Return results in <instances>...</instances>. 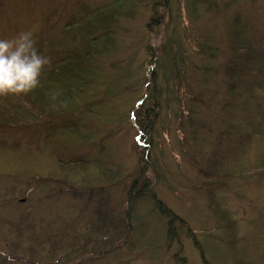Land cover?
Masks as SVG:
<instances>
[{"label":"rangeland","instance_id":"rangeland-1","mask_svg":"<svg viewBox=\"0 0 264 264\" xmlns=\"http://www.w3.org/2000/svg\"><path fill=\"white\" fill-rule=\"evenodd\" d=\"M109 1L0 0V37L31 30L36 42V36L47 25L45 18L52 19L49 28L56 35L65 22ZM159 1L163 0H143L133 7L130 16L121 15L115 23L113 48L103 55L99 68L105 83L96 90L97 98H102L107 89L112 97L106 96L104 104L94 106V111L84 116L89 126H95L93 141L82 143L67 134L50 152L45 136L51 125L39 123L24 132L0 126V143L4 144L0 150V226L10 229L12 224L23 220L24 224L31 217L37 220L47 213L51 214L46 218L57 220L76 216L78 209L72 207L71 197L60 196L56 184H44L51 191L44 202L41 198L47 190L41 195L32 191V186L44 183L39 181L57 176L59 160L82 158L93 163L85 166L87 173L80 170L61 175L65 187L74 180L77 192L85 200L83 217H99L101 211L107 216L109 209L120 214L127 209L125 188L138 172L141 150L136 142L139 128L131 112L145 104L149 72L155 60L148 49L153 47L160 57L156 80L161 109L151 149L154 174L150 171L149 177L157 197L184 219H173L169 225L171 217L161 216L152 197L146 195L132 206L129 237H125V232L119 234L118 228L108 235L95 228L88 233L90 240L85 236V245L78 238H65L64 242L75 249L74 254L67 251V255L81 257L82 264H178L173 256L179 251V255L186 256L187 264H238L237 260H242L241 264H264V175H256V171L264 172V168L256 167L264 153V117L258 129L254 126L258 117H250L264 111V89L259 91L255 86L251 92H243L244 84L264 87L263 66L242 58H247L246 45L254 48L252 42H259L256 48L264 49V0H166L167 5L155 6ZM156 15H161L162 21L151 28L148 22ZM237 33H245L248 40L244 43ZM68 36L71 38V34ZM63 37L68 39L64 34L58 38ZM61 44L71 47L70 43ZM173 63L183 70L179 97L174 92L169 68ZM226 70L234 77L227 76ZM231 86L235 88L231 90ZM64 120L68 122L70 118L64 116L51 124ZM243 121L246 123L242 127L232 128L231 124ZM240 140L243 142L239 144L246 146H240L238 155L235 143ZM228 142L231 151L227 150ZM29 148H37L42 154L35 150L25 152ZM217 153L222 155L221 160L227 159L225 153L239 156L240 160L237 165L221 163ZM111 171L117 172L114 180L110 177L113 181L107 178ZM117 178L122 181L111 189ZM91 190L105 191L106 196L95 201L92 194L91 198L88 195ZM210 192L215 196V205L220 203L223 212L232 215L237 234L242 237L239 243H233V249L224 232L226 227L211 210ZM23 198L26 202L20 205ZM98 199H106L102 209L97 207ZM169 226L175 231L168 237ZM8 231L0 228V238L6 234L13 240ZM105 243L124 247L101 257L100 253L108 247ZM4 245L0 239V248ZM44 245L48 247V243ZM55 245L50 246L54 254L51 262L66 253L61 250L65 244Z\"/></svg>","mask_w":264,"mask_h":264},{"label":"trees","instance_id":"trees-1","mask_svg":"<svg viewBox=\"0 0 264 264\" xmlns=\"http://www.w3.org/2000/svg\"><path fill=\"white\" fill-rule=\"evenodd\" d=\"M142 1L143 0L139 2L138 0H111L86 11L69 23L70 27L65 33L68 39H64L63 37L58 41L55 39L52 41L50 39L48 41L45 36L41 35L35 43V47L39 52L50 58V63L46 65L42 71L39 86L31 92L22 95H0V126L4 127L3 125H5V127L11 128L12 130L17 129L24 132L39 123L44 124V126L46 124L49 126L51 125L45 136L50 152L53 151L57 141H62V139L66 137V134H68L69 138L73 137L82 142L90 141L97 132L93 129L95 126H89L88 123H86L84 116L88 113H92L94 111L93 107H99L105 99L100 97L97 98L99 92L97 93L96 91L100 84L105 83L104 79H101V75L99 74V68L103 65L101 59H103V55H107L113 48L114 42L112 39L114 38L115 23L119 19V16H130L129 12L132 14L133 7ZM161 5L164 6L163 3H161ZM161 21V15L153 16L149 21V27L158 26ZM68 34H71V38ZM63 42L66 44L73 43V46L68 49H62L61 43ZM78 45H81L82 49ZM57 46H59V49H57ZM148 52L154 59L157 57L158 51L156 52L155 48H149ZM255 59L256 58H253V60ZM174 62L176 61L174 60ZM152 64L154 67L149 72L150 79L146 86L147 97L145 99V104L140 105L135 111L137 126L140 130V139L137 145L141 150L139 151L138 172L130 184L125 188L127 190V209L120 212V214L117 212L113 214V210L109 209L107 216L103 215L101 211L99 217L96 214H91L86 218L83 217L82 212L86 205V203H84L85 200H82V195L77 192L76 185L73 183L74 180H71V185L65 187L64 181H61V175L65 176L68 171L77 173V171L79 172L82 170L86 172L84 170L85 166H89L93 163L82 158H75L71 161L64 160L66 163L59 160V172L56 174L57 176H51L49 182L59 187L60 196L66 195L71 197L72 207L78 209L75 213L76 216H69V219L66 217L67 219L62 218V220H57L54 219L55 217L46 218L47 215L51 214L47 213L43 214L37 220L31 217V219L26 220L24 224H22L24 220L16 225L12 224L10 225V229L8 226H0V228H7L9 230L8 232L11 235L13 234V240L7 238L6 234L4 238H0L5 241V245L0 248V264H82L83 259H81V257L72 258L74 256L67 255V251H72L70 253L74 254L75 249L73 245L68 246L67 243L64 242L66 241L65 238H78L85 245V236H87L86 239L89 237L90 240L92 236H89L88 233L95 228L104 230L107 235L112 229L117 230L118 228L119 234L125 232V237H129L132 233V206L136 200L146 195L152 197V203L161 216L165 218L171 217L169 225L172 223L173 219H181L157 197L152 189L151 177H149L150 171L152 175L154 174V157L152 156L151 149L154 146L156 122L161 109L160 90L158 89L156 80L158 64L157 61L154 63L152 62ZM173 65L171 76L174 82V92L178 90L177 92L180 93L182 89L181 72L175 63ZM64 116L69 117L70 120L68 122L64 120L60 124H51L55 122L56 119L63 118ZM52 129L53 131L49 132ZM65 130L67 131L64 132ZM3 146L4 144L0 143V150ZM29 150L33 149H26L25 152L29 153ZM36 152L42 154L41 150L37 148ZM109 171L110 169L107 171L102 170L101 172ZM116 174L111 171L107 174L108 180L113 181L115 179L114 176H117ZM110 177L113 180L110 179ZM40 182L44 183L41 186H37L38 188H35L37 184L34 182L36 185L32 186V191L41 195L47 190L46 192L48 193L44 198L39 196L42 199L41 201L44 202L45 198L51 195L49 194L51 191L44 187L45 183L48 185V180H41L38 183ZM119 183L117 179L110 187ZM12 185L14 184L12 183ZM95 192L96 191L91 190V193L88 194L90 198L92 194L95 201L97 198H100V196H106L104 194L105 191ZM106 192H108V190H106ZM210 196V200L212 201L210 205L211 210L215 215L216 213L218 214L216 217L223 222L222 226L234 228L235 223L232 221L231 217L227 215L228 213L223 212L221 209L219 210L217 203L215 205L216 200L213 192H210ZM105 200L98 199L97 207L99 208L100 206L102 209ZM92 208L96 207L93 206ZM70 219L72 220L69 222ZM43 220L45 221L43 222ZM47 220L50 221L46 222ZM3 223L5 222L2 221L1 224ZM64 230H66V232L63 234ZM189 230L191 231V229ZM37 231H39V233ZM70 231L73 232V235H71ZM174 231L175 230L169 226L166 232L167 236H172ZM53 242L65 244L61 250L66 253L60 254L56 261L51 262L50 260H54L52 256L54 254L50 251V246H56V243L53 244ZM71 242L73 243V240H71ZM46 243H48V247L44 245ZM106 245L108 246L109 244ZM114 246L118 249L121 245L117 243ZM106 249L108 250L109 246ZM105 250L100 253L101 257L106 256ZM174 257L178 264H187V259L184 256L175 253Z\"/></svg>","mask_w":264,"mask_h":264},{"label":"clouds","instance_id":"clouds-1","mask_svg":"<svg viewBox=\"0 0 264 264\" xmlns=\"http://www.w3.org/2000/svg\"><path fill=\"white\" fill-rule=\"evenodd\" d=\"M50 58L35 47L33 32L21 30L0 37V95H22L39 86Z\"/></svg>","mask_w":264,"mask_h":264},{"label":"bare ground","instance_id":"bare-ground-1","mask_svg":"<svg viewBox=\"0 0 264 264\" xmlns=\"http://www.w3.org/2000/svg\"><path fill=\"white\" fill-rule=\"evenodd\" d=\"M115 34V33H114ZM58 35H62V32H60ZM71 47L73 46V43L70 45ZM160 59V57H159V54L157 53V57L155 58V60H154V62L155 61H157V64H158V60ZM175 94L179 97L180 96V94H181V92L180 93H178V92H175ZM179 101V100H178ZM238 147V146H237ZM217 206H218V209L220 210H222V207H221V204L219 203V204H217ZM225 211H226V209H225ZM215 215V214H214ZM216 215H218L217 213H216ZM215 215V216H216Z\"/></svg>","mask_w":264,"mask_h":264}]
</instances>
